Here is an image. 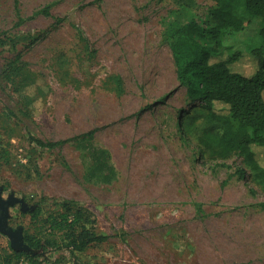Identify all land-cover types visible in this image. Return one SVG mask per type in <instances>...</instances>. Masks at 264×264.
<instances>
[{
	"label": "rangeland",
	"instance_id": "rangeland-1",
	"mask_svg": "<svg viewBox=\"0 0 264 264\" xmlns=\"http://www.w3.org/2000/svg\"><path fill=\"white\" fill-rule=\"evenodd\" d=\"M47 5L51 16L36 14ZM214 5L20 0L17 9L15 0H0V197L6 225L16 232L0 231V256L22 253L12 264H35L33 258L45 264H264L262 187L237 153L200 157L203 121L191 130L179 123V113L192 105L177 80L166 29L185 22V11L204 25ZM261 24H247L227 44L246 49ZM17 57L35 79L21 93L5 73ZM244 66L251 71L249 62ZM114 76L123 80L120 94ZM90 131L89 143L110 154L115 176L109 183L88 177L92 160L81 136ZM32 137L65 142L43 149ZM55 199L88 210L96 231L110 239L71 253L42 228L48 212L60 208ZM40 204L44 210L33 219ZM32 236L57 242L36 250ZM20 237L30 250L19 248Z\"/></svg>",
	"mask_w": 264,
	"mask_h": 264
},
{
	"label": "trees",
	"instance_id": "trees-1",
	"mask_svg": "<svg viewBox=\"0 0 264 264\" xmlns=\"http://www.w3.org/2000/svg\"><path fill=\"white\" fill-rule=\"evenodd\" d=\"M19 3L20 0H15L17 9ZM50 7L47 5L36 14L51 16ZM185 18V22H170L166 29V42L172 53L177 80L185 88L192 105L185 115L179 113V123L191 130L197 122L203 121L197 150L200 157L211 153L217 159L225 160L237 153L250 168L251 180L264 191V0H215L204 25L190 11H185ZM254 20L262 24L250 44L246 49L233 51L227 40L234 39ZM77 32L92 57L90 41L81 28H77ZM19 61V57L11 60L5 73L16 92L21 93L30 86V80L33 84L35 79L33 74L23 70ZM246 62L252 66L249 72L244 66ZM113 80L117 92L122 93V78L114 76ZM21 112L29 116V112ZM94 132L81 136L82 149L92 160L88 177L95 176L109 183L115 176L110 154L89 143ZM32 141L37 147L50 150L65 142H46L35 137ZM216 166L228 167L225 163H216ZM239 173L244 178L245 171L241 169ZM53 204L60 208L48 212L42 219V228L50 233V237L57 236L71 253L84 252L91 245L110 239L96 231L93 215L77 203L55 199ZM43 207L45 205L33 212V219L39 217ZM47 240L57 242L32 236V248L43 249ZM22 255L0 256V264H12ZM32 261L45 264L47 259L35 261L33 258Z\"/></svg>",
	"mask_w": 264,
	"mask_h": 264
},
{
	"label": "water",
	"instance_id": "water-1",
	"mask_svg": "<svg viewBox=\"0 0 264 264\" xmlns=\"http://www.w3.org/2000/svg\"><path fill=\"white\" fill-rule=\"evenodd\" d=\"M6 223H7V211L4 209L3 217L0 220V231L2 233H6L10 237H14L16 235V232H12V230L9 227H7ZM17 245L19 246V248H22V250H27V251L30 250V248L28 246L23 244V238L22 237H20Z\"/></svg>",
	"mask_w": 264,
	"mask_h": 264
},
{
	"label": "flooded vegetation",
	"instance_id": "flooded-vegetation-1",
	"mask_svg": "<svg viewBox=\"0 0 264 264\" xmlns=\"http://www.w3.org/2000/svg\"><path fill=\"white\" fill-rule=\"evenodd\" d=\"M2 213H3V208L1 206V197H0V217L2 216Z\"/></svg>",
	"mask_w": 264,
	"mask_h": 264
}]
</instances>
